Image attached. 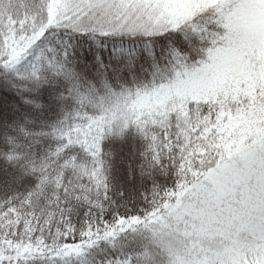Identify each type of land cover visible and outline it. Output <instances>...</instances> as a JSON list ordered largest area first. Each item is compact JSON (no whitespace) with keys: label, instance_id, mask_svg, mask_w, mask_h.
<instances>
[{"label":"snow or ice","instance_id":"6c2138e0","mask_svg":"<svg viewBox=\"0 0 264 264\" xmlns=\"http://www.w3.org/2000/svg\"><path fill=\"white\" fill-rule=\"evenodd\" d=\"M0 264H264V0H0Z\"/></svg>","mask_w":264,"mask_h":264}]
</instances>
